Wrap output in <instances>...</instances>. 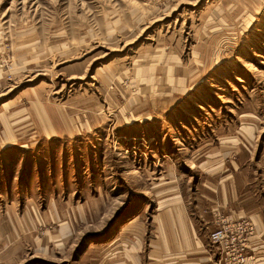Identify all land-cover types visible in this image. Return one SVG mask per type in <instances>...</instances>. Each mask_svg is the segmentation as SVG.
<instances>
[{"label":"rangeland","instance_id":"rangeland-1","mask_svg":"<svg viewBox=\"0 0 264 264\" xmlns=\"http://www.w3.org/2000/svg\"><path fill=\"white\" fill-rule=\"evenodd\" d=\"M183 213L264 244V0H0V264H187Z\"/></svg>","mask_w":264,"mask_h":264},{"label":"crops","instance_id":"crops-1","mask_svg":"<svg viewBox=\"0 0 264 264\" xmlns=\"http://www.w3.org/2000/svg\"><path fill=\"white\" fill-rule=\"evenodd\" d=\"M190 225H189V224ZM181 227L173 229L175 239V248L177 247L182 252L191 251L197 257L190 258L186 261L187 264H228L220 259H213L212 255L207 251L204 242L196 236L195 227L191 221H187V216L183 213L180 217ZM264 232L257 234V241L261 239ZM209 238V236H208ZM260 242L264 243V239ZM252 253L249 255V264H264V244L256 243L251 248ZM185 253H181L185 254ZM208 253V255H207ZM259 254V255H258Z\"/></svg>","mask_w":264,"mask_h":264},{"label":"built area","instance_id":"built-area-1","mask_svg":"<svg viewBox=\"0 0 264 264\" xmlns=\"http://www.w3.org/2000/svg\"><path fill=\"white\" fill-rule=\"evenodd\" d=\"M239 229H241L240 225H222L209 234V239L213 243L219 244L225 250L227 255V257L225 256V260L228 264H245L246 257L242 252L244 246H234L235 241L240 238ZM230 245L231 249L227 251Z\"/></svg>","mask_w":264,"mask_h":264}]
</instances>
